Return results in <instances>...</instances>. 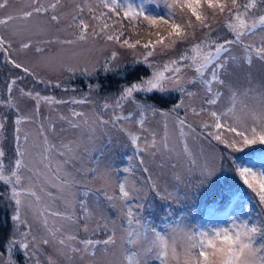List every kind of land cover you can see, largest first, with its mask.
Listing matches in <instances>:
<instances>
[{
  "label": "snow or ice",
  "instance_id": "6c2138e0",
  "mask_svg": "<svg viewBox=\"0 0 264 264\" xmlns=\"http://www.w3.org/2000/svg\"><path fill=\"white\" fill-rule=\"evenodd\" d=\"M18 2L0 0V57L19 70L5 82L6 96L0 99V108L15 111L13 154L7 156L0 146V184L7 189L4 195L13 222V231L0 240V264H19L17 257L23 258V264H264V220L250 223L233 217L227 227L194 231L169 225L168 232H161L143 215L150 198L178 204L181 191L186 199L203 194L211 183L215 165L198 164L185 137L204 136L209 143L215 140L233 151L264 145V87H252L251 82L247 88L236 87L229 73L230 64L251 67L255 60L264 65V0H23V7L17 8ZM33 20L43 23L36 26L37 34L54 29L69 38L53 35L35 44L20 38L13 26ZM25 29L32 30L29 24ZM142 33L148 39L143 40ZM101 41L99 50H110V55L83 66L60 62L58 54L40 46L90 45L91 51ZM114 46L131 50V63L151 71L123 85L117 94L100 96L101 84L91 78L100 71L126 73L129 67L121 64ZM138 47L143 51L138 52ZM237 47L242 49L241 57L232 55ZM29 53L37 68L89 78L87 93L64 99L21 87L19 96H14L17 81L26 77L63 87L38 78L35 68L16 58ZM192 89L199 90L198 103ZM157 93L178 96L170 109L162 111L148 102ZM24 98L35 102L30 114L20 111ZM41 104L50 111L56 110L54 105H89L91 111L70 107V115H59L58 120L67 125L60 133L79 134L57 141L56 119L41 117ZM125 105L133 106L126 115ZM157 116L165 121L160 139L148 126ZM8 119L7 111L0 112V133ZM169 120L183 140L180 153L169 146ZM26 124L37 125L38 144L30 141L22 127ZM112 129L127 138L142 171L149 174L139 187L127 178L114 183L113 170L101 169L99 160L96 167L83 165L94 151L103 152L104 146L96 148L97 133ZM146 156L153 161L159 157L161 167L173 170L175 182L161 184L153 178ZM232 163L264 211V165L256 169L254 164ZM96 181L99 187H93ZM108 209L114 210L115 219Z\"/></svg>",
  "mask_w": 264,
  "mask_h": 264
},
{
  "label": "rangeland",
  "instance_id": "374dc122",
  "mask_svg": "<svg viewBox=\"0 0 264 264\" xmlns=\"http://www.w3.org/2000/svg\"><path fill=\"white\" fill-rule=\"evenodd\" d=\"M136 2L139 3L141 2V0H136ZM16 7L22 8L23 0H19V2L16 4ZM148 7L153 8L154 5H148ZM156 10L159 11V9ZM25 24H29L32 30H26ZM37 25L43 27L42 21H17L13 27L20 33V38L26 40L30 38L33 44H35L37 41L47 40L53 35H60L62 39L69 38L67 37L66 33H55L54 29L47 34H37ZM0 31H2V29H0ZM221 34L223 35L224 33ZM135 38L136 37H133V39ZM229 38H231L230 34ZM142 39H148L146 33H142ZM102 45V41L98 42L91 51L88 50L91 47L90 45L80 47L60 44L48 45L42 43L40 46L46 49H50L53 55L58 54L57 60L60 62L72 65L79 64L80 66H83L85 63H89L95 60H99L102 62L104 56L110 55V50H99L102 48ZM114 47H116V50L120 53L119 60L122 65L132 62L133 54L131 50L120 49L118 46ZM142 51L143 49H140L138 47V52ZM232 55L241 57L242 49L239 47L235 48L232 52ZM16 58L21 60L27 66L35 68L38 73V78H42L46 81L51 80L53 84H55L56 82H60L63 87L69 89V92L65 93L63 91V87L57 89L47 84L35 83L31 77H26L22 81H17V86L13 91L14 96H19L18 89L21 87L25 88L26 90L34 89L35 91L40 92L41 95H53L57 98L64 99H68L70 96L79 97L84 93H87L88 91L87 84L89 83V78L87 77L81 76L78 73L75 76H72L71 73L67 72L61 73L59 71H45L43 68H37L35 57L32 56L31 53H29L27 56L19 55ZM146 70L147 72L144 76L149 75L151 71L147 67ZM17 73H19V70L13 69L9 64H5L3 58L0 57V99L5 98L6 96L5 82L9 79L10 76L16 75ZM229 73L230 79L236 87L247 88L249 87V82H251L252 87H264V65L255 60L251 67H249L247 64H230ZM20 74L22 75V73ZM191 75L192 73H189V76ZM92 82H96L94 78H92ZM73 88L77 89V91L72 92L71 89ZM120 88L116 91H102L100 92V96L117 94ZM192 90L197 92L196 100L198 103L200 96L199 90ZM97 99H99V97H97ZM34 103V101L28 98H24L22 101H20L19 108L21 113L30 114ZM172 105L167 108L159 109H161L162 111H167L172 107ZM70 107H76L78 111H83L86 113H89L91 111L89 105H54L52 106V108L56 110L50 111L49 106L41 104V117L51 116L53 119H56L58 135L57 137H55V139L57 141L64 137L72 139L79 134L72 132H59V129L61 127H67V125L65 122L59 121L58 117L59 115H70ZM132 109V105H125L124 114L126 115L127 112L131 111ZM5 111L8 112L9 119L7 122L6 130L3 133H0V146L3 147L7 156H11L13 154L12 120L15 117V111L0 108V112ZM183 114V111H181L180 115L183 116ZM248 122L251 123L250 120ZM164 124V118L159 116L149 121L148 126L156 132L158 139L162 138L165 135ZM167 124L169 146L174 149L175 153H180L183 151V140L180 138L179 130L173 125L171 120H169ZM125 126L130 130H135L134 125L125 123ZM22 127L25 131L29 132L30 141H34L38 144L39 141L36 137L37 125L26 124ZM197 130L199 131L198 126ZM50 139H52V137H50ZM184 139L187 140L189 149L193 154V158L197 160L198 164L215 165L216 171L212 177L211 183L206 186V191H204L203 194L189 196L186 199L183 197V191H181V202L178 204L172 203L169 205L167 202H162L150 198L145 202V210L143 215L145 216L146 220L149 223L153 224L157 228V230L161 232H168L170 230L169 225L173 227L179 225L194 231L206 230L210 227H227L229 226L233 217H237L239 220L246 219L250 223H256L258 220H264V211H262V206L258 203V198L255 197V195L242 184L239 177L234 171V166L232 163L233 160L242 162L241 159L244 156L247 157L248 155H250V153L254 150H264V145L257 144L249 148H245L243 151H233L232 149H226L224 145L219 144V142L215 140H212L211 143H209V140L205 139L204 136H201L198 140H194L191 136L185 137ZM109 140H111V143H109ZM95 144L97 149H99L101 146H104L103 152L101 153L99 151H94L91 158L85 157L83 162L84 167H96L97 160H99V166L101 169H103L105 166H109L110 169L113 170L112 180L114 183L117 181L122 182L125 180V178H127L129 184H136V186L139 187L140 184H142L147 179L149 174L142 171V167L139 166V158L135 156L134 148L127 143V138L122 134L117 133L114 129L105 130L104 132H98ZM33 150L38 151V149L36 148H34ZM129 156H133V160L131 162L128 160ZM145 159L148 161L147 166L150 168L153 178H158L161 184L167 183L170 185L175 182L173 179V170L170 167H161L159 157H157L154 161L150 160L147 156L145 157ZM245 163L254 164L256 169H259L262 165H264V156L260 160V162L253 160L249 161L248 159ZM77 167H80L79 162L77 163ZM126 167L131 168L132 171L129 173L123 172V169ZM191 179L195 180V176L191 177ZM99 186V181L93 182V187ZM6 191L7 189L5 188V186L0 184V223L1 227L4 228L2 232L0 231V240L6 238L13 231V222L10 219L11 208L9 207L7 198L4 195ZM79 191L82 192L83 189H79ZM233 192H236L237 195L235 196V199L232 201L227 210L221 211L220 209L222 208V206H217L216 204L212 203L213 208L209 216L205 217L204 219L201 218L200 222H196L197 213L206 199L212 198L217 195L222 196L225 193L232 194ZM246 193L247 195H245ZM243 195L244 198H241ZM136 202L137 201H132L133 204H135ZM59 205L60 201H57V206ZM108 214H110L115 219L116 214L114 210L108 209ZM4 215H6V222H4L3 220ZM17 260L19 264H23L22 257H17ZM156 264H159V262L157 261Z\"/></svg>",
  "mask_w": 264,
  "mask_h": 264
},
{
  "label": "trees",
  "instance_id": "16d2710c",
  "mask_svg": "<svg viewBox=\"0 0 264 264\" xmlns=\"http://www.w3.org/2000/svg\"><path fill=\"white\" fill-rule=\"evenodd\" d=\"M129 67L127 69L126 73L121 74H108L105 75L103 72H99L97 76L92 77L95 79L97 83L101 84V91H110V90H118L121 86L139 79L140 77L144 76L147 72L146 67L144 65H133L132 63H125ZM91 78V80H92ZM178 94H173L172 96L168 95H161V94H155L150 99L149 102L153 103L158 108H167L170 105H172L176 99ZM243 156V155H242ZM264 156V150L262 151H252L250 155L247 157L244 156L241 160L242 162H246L248 159L260 162V160ZM247 195V193L245 194ZM244 198V195L241 197ZM235 199V196L232 194H223L222 196H214L212 198L206 199L203 204L201 205L197 216H196V222H200L202 217H206V215L209 216L213 206V204H216L217 206H222L220 209L221 211L227 210L229 206L231 205L232 201ZM4 222H6V215L3 217ZM4 228L1 227L0 223V231L2 232Z\"/></svg>",
  "mask_w": 264,
  "mask_h": 264
}]
</instances>
